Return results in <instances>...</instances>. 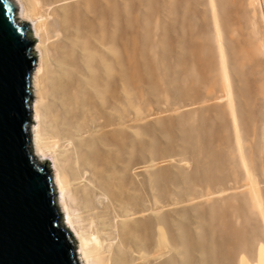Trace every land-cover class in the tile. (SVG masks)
I'll return each instance as SVG.
<instances>
[{
  "label": "rangeland",
  "instance_id": "1",
  "mask_svg": "<svg viewBox=\"0 0 264 264\" xmlns=\"http://www.w3.org/2000/svg\"><path fill=\"white\" fill-rule=\"evenodd\" d=\"M80 1L94 17L92 34L100 46L82 39L88 62L85 54H77L81 44L65 46L64 59L73 70L66 76L72 79L67 78L70 86L66 78L64 82L71 91L75 88L73 93L66 90L65 97L76 100L74 94L87 103V86L94 78L93 85L102 86L99 93H111L99 94L97 102L106 103L124 144L110 145L121 159L113 176L124 184L118 186L115 179V187L124 186L144 212L155 199L153 229L159 241L165 235L172 255L170 262L160 259L156 264H264V0ZM30 32L37 60L32 28ZM51 42L60 45L56 38ZM53 51L48 52L50 61L58 49ZM116 90L125 93L123 100L115 98ZM55 96L52 103L59 100ZM71 99L66 104L77 111L83 101ZM73 102L81 106L74 108ZM50 105L47 116L60 115L62 107L55 112ZM91 105L77 113L98 112ZM40 162L52 171L51 157ZM109 181L114 187V180ZM142 231H136L141 239Z\"/></svg>",
  "mask_w": 264,
  "mask_h": 264
},
{
  "label": "bare ground",
  "instance_id": "2",
  "mask_svg": "<svg viewBox=\"0 0 264 264\" xmlns=\"http://www.w3.org/2000/svg\"><path fill=\"white\" fill-rule=\"evenodd\" d=\"M88 1L89 3H93L94 0ZM81 2L80 0H18V11H16V14L20 20L28 22L30 28H32L34 37L36 38L35 51L38 52V58L35 61L36 63L31 73V88L33 89L32 92L34 96L31 105V116L33 118L30 124L31 147L38 161H44L48 159V157L52 158L53 169L51 173L56 190V201L62 211L63 224L71 230L75 237L76 254L79 264H156L160 259L165 263L170 262L172 255H170L171 249L168 245L167 238H164V235L162 236V240L159 241L160 237L159 234H157L158 230L157 228H155V230L153 229V221L156 215L155 199L153 198L152 205L149 207L150 210L144 212L145 209L137 202H133L135 200H132L133 198L129 191H126V188H124L126 190L123 189L124 186L122 187L123 190H118V188L121 187L119 185V183H121V180H119L121 177L118 176L119 178L117 177L116 179L112 172L114 169L117 171L116 168L119 167L121 159L120 156L117 155L118 152L112 151L110 145L123 148L124 144L117 135L119 130L117 131V128L114 129V126V128L112 127L110 121L112 118L109 119L110 113L107 114V109L105 110L103 107L106 103L101 104V106L99 102H97L101 101V98L98 99L99 94L102 96L104 95L103 93H99L100 89L97 90V87L101 88L102 86L95 87L93 85L94 77L92 83L90 82L92 78L89 80V78L84 77V79L86 78L90 82V86H87V88L91 100L88 101L87 99L89 98L85 96L84 98L87 100V103H92L91 106L98 108V112H96L98 115L93 113L95 112L93 109V112L89 110L87 111L88 113L83 110L84 113H86L84 115L82 114V116L79 115L80 109H86L83 107L87 104L85 103L86 101L84 102L76 95L75 97L74 94L72 95L76 100L71 99V96V98H69V96L65 97V94L67 95V93H69L68 91H71L70 89L72 88L69 89L68 87L71 77L69 78L68 76L67 78L69 79H67L66 76L69 70H73V68L68 69L69 66L66 65L68 62L67 60L65 62L64 59L66 56L64 55L66 54L64 53V51H66L64 49L65 46L70 47L73 46V44L74 46H76L75 44L79 46L81 44L79 48V52L81 53L77 51V54L83 53L85 56L90 53H87V49H85V45H83V38H88L91 47L100 46V44H97L99 41L97 42V38L92 34V31H94L96 27L91 21L93 15L81 5ZM67 8L71 11L68 12ZM100 13L106 16V8H101ZM216 27H218V25H216ZM88 34H90V36H88ZM52 37L53 39L56 38V42H60V45L59 43L58 46L56 45L57 43L54 45V43L51 42L53 41V39H51ZM49 39H51V41ZM48 41H50V44L47 43ZM48 46L55 47V49L53 47L50 48L54 50L51 53H54L55 50L58 49L56 52L57 54L55 53V55L53 54V56L51 55L49 57L51 61L48 59V54L50 53V49L48 51ZM101 47L102 50L106 51L108 46L102 43ZM220 51L223 56V51L221 49ZM70 52L68 57H66L67 59L70 58ZM90 52H92V50ZM71 53L73 54V52ZM95 55L98 57V54L95 53ZM86 57L88 58V56ZM86 57L84 59H87ZM89 57H91V55H89ZM76 58L78 59V56H76ZM88 59L86 62L91 61V59ZM68 61L70 62L69 59ZM102 62L101 65L103 66ZM103 63L106 64L105 62ZM49 64L51 68H49ZM83 65L84 64L79 66L76 64L75 66L82 67ZM104 67L105 69L109 68H106V66ZM84 68L86 69V67ZM91 70L92 69L89 71L87 68L88 73L91 72ZM223 71L224 79H226L225 81L228 87L227 96L231 109L233 110V120L237 123L230 80L224 57ZM65 78L68 85L64 82ZM64 84L67 86H64ZM106 84L107 83L104 85ZM114 85L117 84L115 83ZM45 86L50 88L49 90L52 91H50V94L53 97L55 94L57 95L55 97L59 96V100L55 103L58 104L60 101L58 105L62 107V109L57 107L59 111L62 110L59 113L61 116H55L53 114H51L50 117L47 116L46 112L48 111H46V108H48L50 104H54V106H56V104L54 101L53 103L50 101L51 95L49 91H47L48 95L45 94L46 90H48L45 89ZM79 86L80 85H78V87ZM104 88L106 87L104 86ZM73 89L75 90V88ZM77 89L76 86V90ZM66 90L68 91L66 92ZM74 90L71 92L73 93ZM114 90L115 88L113 91ZM80 91L81 90H79V92ZM102 91H105L107 96L110 93H107V89ZM76 92L77 91H75V93ZM63 94L64 98L67 99L63 101L65 105H63V103L61 104L64 99ZM49 95L50 98L48 100L51 103L47 100ZM124 95L123 93L117 92L115 98L121 101L124 99ZM51 99L55 100L58 98ZM70 99L72 101H83V104L85 103L84 105L81 104L82 106L79 102L75 103L76 106L79 104L83 107H77V109L79 108L77 110L78 113L75 111L76 109L74 110L70 107L72 104ZM109 100H111L110 95ZM68 101L71 103L70 105L66 104ZM111 101L115 103L116 100ZM117 103L119 104V102ZM117 103L115 104L117 105ZM75 104L72 107L76 108ZM67 105H69V108H71L73 112ZM52 106L50 105V107ZM52 108L50 109L51 111L58 109L55 107ZM88 109L89 108L86 110ZM92 144H95V150L92 149L94 148ZM116 174L118 175L119 172ZM112 177L114 184L110 182L113 181ZM115 179L119 181L117 182L118 186H120L118 188H116ZM108 181L110 185L112 184L114 187L109 186ZM121 185L124 184L121 183ZM140 230H143L142 232H144L145 235L142 239L136 234V231ZM181 261L183 263L185 259H181Z\"/></svg>",
  "mask_w": 264,
  "mask_h": 264
},
{
  "label": "water",
  "instance_id": "3",
  "mask_svg": "<svg viewBox=\"0 0 264 264\" xmlns=\"http://www.w3.org/2000/svg\"><path fill=\"white\" fill-rule=\"evenodd\" d=\"M18 0H0V264H79L50 167L31 147L36 57Z\"/></svg>",
  "mask_w": 264,
  "mask_h": 264
}]
</instances>
